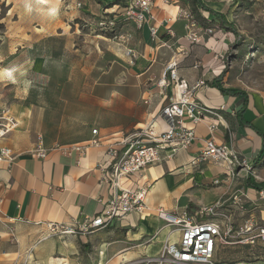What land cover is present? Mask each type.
I'll return each mask as SVG.
<instances>
[{
    "label": "crops",
    "instance_id": "crops-1",
    "mask_svg": "<svg viewBox=\"0 0 264 264\" xmlns=\"http://www.w3.org/2000/svg\"><path fill=\"white\" fill-rule=\"evenodd\" d=\"M184 8L197 14L190 1L157 0L151 17L142 27L133 23L121 35L120 44L125 52L132 48L137 53L135 60L139 58L133 66L134 79L123 82L113 102L102 105L109 113L122 112L126 116L125 124H120L112 114L88 124L72 142L53 140L42 133L48 146L82 144L94 136L102 139L101 144L88 147L84 155L52 150L46 158H39L32 154L37 137L19 124L2 140L14 150L16 158L0 167V264L23 260L31 247L41 264H137L146 256H159L168 239L179 238L176 227L157 216L158 208L174 214L184 210L194 214L210 204L217 205L211 219L222 228L227 218L234 224L232 241L221 246L228 250L218 246L215 259L233 262L236 259L233 252L240 249L245 257L242 262L264 264V242L244 243L239 236L241 226L250 216L264 226V198L260 194L264 187L257 189L248 183L250 177L264 181V167L258 162L264 150V97L252 96L242 89L239 90L248 97L222 92L219 86L228 91L237 90L227 86L224 74L234 36L219 23L212 36H205L199 43L191 42L190 31H202L213 25L214 14L199 9L200 15L207 19L206 24L198 18L196 26L189 27L188 19L179 15ZM153 25L159 29L156 37L151 33ZM175 57L179 76L190 86L199 80L205 82L195 90L194 99L217 109L220 116L208 114L197 123L188 120L186 125L196 130L195 141L171 157H167L169 151L164 152L161 160L134 177L136 185L149 188L145 212H133L116 227L90 235L48 236L49 222L77 223L102 209L107 187L99 183L96 167L106 158L110 142L152 120L157 130L168 128L170 121L163 108L179 94L175 82L161 86L159 81L164 67ZM94 129L98 130L97 135ZM209 139L226 144L247 158L251 168L230 170L211 159L193 164L192 160ZM215 179L220 182L215 184ZM234 195L241 197L243 206L234 202Z\"/></svg>",
    "mask_w": 264,
    "mask_h": 264
},
{
    "label": "rangeland",
    "instance_id": "rangeland-1",
    "mask_svg": "<svg viewBox=\"0 0 264 264\" xmlns=\"http://www.w3.org/2000/svg\"><path fill=\"white\" fill-rule=\"evenodd\" d=\"M45 1L38 10L37 0H0V69H15L16 78H0V114L20 121L15 129L62 142L77 140L88 124L112 114L125 124L122 112L109 113L102 104L134 79L139 59L124 54L120 44L133 27L120 17L126 0ZM203 1L235 28L225 83L264 97V0ZM54 5L56 14H49L46 6ZM259 163L264 167V150ZM223 245L229 244L219 249L228 250ZM233 253L234 261H245L242 250Z\"/></svg>",
    "mask_w": 264,
    "mask_h": 264
},
{
    "label": "built area",
    "instance_id": "built-area-1",
    "mask_svg": "<svg viewBox=\"0 0 264 264\" xmlns=\"http://www.w3.org/2000/svg\"><path fill=\"white\" fill-rule=\"evenodd\" d=\"M170 3L177 0H162ZM157 0H126L120 17L127 22H132L142 27L152 15V9ZM179 15L188 19L189 27L196 26V18L189 8L180 9ZM213 25L205 27L202 31H190L188 38L193 43H199L205 36H212L216 24L220 21L213 15ZM105 23V22H103ZM158 26L151 27L154 37L158 36ZM169 32L173 34L172 30ZM135 59L137 53L132 48L125 52ZM178 59H171L164 67L162 78L159 81L161 86L168 82H175L178 90V98H171L170 102L163 108V114L170 121L168 128L157 130L154 121L148 122L141 129L124 134L119 140L110 142L105 153L106 158L98 162L96 170L99 172V183L107 187V199L102 209L94 216L86 217L83 221L64 224L49 222L47 224L49 235L81 234L90 235L102 229L114 228L126 220L133 212L143 213L147 209V186L136 185L134 177L141 175L142 171L150 164H154L163 158V153L171 157L178 151L188 148L196 139L194 127L187 126L189 120L193 123L202 121L208 114L219 117L217 109L200 104L194 99V92L202 86L204 80H199L189 85L186 79L181 78L178 73ZM18 121L8 112L0 114V167L4 163H11L16 158L14 150L2 143V140L12 132ZM93 133L98 134L94 129ZM102 139L94 136L86 143L55 144L48 146L42 133L37 135L36 143L32 154L39 158H46L50 151L60 150L67 154L79 152L85 154L88 147L99 145ZM214 160L224 164L233 170V167L251 168L249 160L237 154L226 144H219L214 139L205 142L201 153L192 160L196 164L200 160ZM219 179L214 183L218 184ZM264 198V188L260 191ZM236 204L243 206L241 197L234 195ZM217 205L210 204L202 206L194 214L184 210L174 214L164 208H158L157 216L167 224L176 227L180 233L175 241L168 239L159 256H146L137 261V264H163L174 262L179 264H247L242 261L221 262L215 259V253L220 244H229L232 241L234 224L227 218L225 228L211 219L216 214ZM240 240L244 243H255L256 240L264 242V226L259 223L256 217H248L240 228ZM13 264H41L34 257L33 247L26 251L23 260H16Z\"/></svg>",
    "mask_w": 264,
    "mask_h": 264
},
{
    "label": "trees",
    "instance_id": "trees-1",
    "mask_svg": "<svg viewBox=\"0 0 264 264\" xmlns=\"http://www.w3.org/2000/svg\"><path fill=\"white\" fill-rule=\"evenodd\" d=\"M103 2H107V3H110L112 2L113 0H101ZM191 2L195 5V8L193 9L194 12H197L198 14V18H200L205 24H206V21L207 19L203 18L200 13H199V9H203L205 11H208L212 14L215 15V17L220 21V24L223 28H225L226 30L228 31H231V32H235V28H234V25L232 22H230L224 13L218 11V10H215L213 9L212 7L208 6L203 0H191ZM219 88L222 90V92L224 93H232V94H245L246 97H248L247 93L242 91V90H231V91H228L224 88H222L221 86H219ZM259 162V160H258ZM249 185L251 187H254V188H257V189H262L264 187V181L262 182H257L254 177H250L249 178V181H248Z\"/></svg>",
    "mask_w": 264,
    "mask_h": 264
},
{
    "label": "clouds",
    "instance_id": "clouds-1",
    "mask_svg": "<svg viewBox=\"0 0 264 264\" xmlns=\"http://www.w3.org/2000/svg\"><path fill=\"white\" fill-rule=\"evenodd\" d=\"M45 0H37V4L36 7L38 10H43L42 7H40V5L42 3H44ZM26 7L29 9V11L31 10V5H26ZM48 12L49 14H56L57 12V6H52L48 8ZM15 71V69H0V78H7L8 80H11L12 82L15 83L16 78L13 76V72Z\"/></svg>",
    "mask_w": 264,
    "mask_h": 264
},
{
    "label": "bare ground",
    "instance_id": "bare-ground-1",
    "mask_svg": "<svg viewBox=\"0 0 264 264\" xmlns=\"http://www.w3.org/2000/svg\"><path fill=\"white\" fill-rule=\"evenodd\" d=\"M44 4H46V1L44 2ZM46 7L49 8V7H52V6H46ZM173 232H174V231H172V233H173ZM172 233H171V234H172ZM171 234H170V235H171Z\"/></svg>",
    "mask_w": 264,
    "mask_h": 264
}]
</instances>
